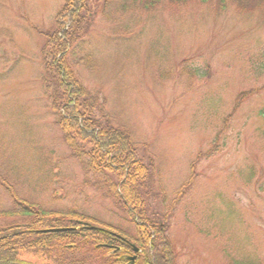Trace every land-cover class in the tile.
<instances>
[{"label":"rangeland","instance_id":"rangeland-1","mask_svg":"<svg viewBox=\"0 0 264 264\" xmlns=\"http://www.w3.org/2000/svg\"><path fill=\"white\" fill-rule=\"evenodd\" d=\"M158 1L97 16L82 52L94 68L78 79L152 163L148 213L169 216L175 264H264V2ZM62 5L0 0V178L34 208L76 210L133 236L84 184L40 81ZM18 210L0 186V213L15 211L0 227L26 225Z\"/></svg>","mask_w":264,"mask_h":264},{"label":"trees","instance_id":"trees-1","mask_svg":"<svg viewBox=\"0 0 264 264\" xmlns=\"http://www.w3.org/2000/svg\"><path fill=\"white\" fill-rule=\"evenodd\" d=\"M187 1L169 0L173 6ZM243 1L246 0H240ZM158 2L64 0L55 29L45 36L47 42L41 48L43 74L40 81L68 153L84 174V184L121 211L133 225V236L80 215L76 210L45 212L34 208L16 198L0 178V186L14 206L30 217L26 225L0 227V264H125L126 260L116 248L119 246L121 252L126 248L117 245L110 233L127 239L142 250L136 264H175L172 246L166 236L169 216L148 213L146 201L153 175L152 163L141 155L139 144L129 130L110 117L98 93L86 89L78 79L79 67L94 68L90 54L83 57L82 52L84 39L97 16L106 21L113 20L112 3L119 4L120 11L129 14L138 7L141 11L148 10ZM11 213H0V217ZM53 230L59 231L50 232Z\"/></svg>","mask_w":264,"mask_h":264},{"label":"flooded vegetation","instance_id":"flooded-vegetation-1","mask_svg":"<svg viewBox=\"0 0 264 264\" xmlns=\"http://www.w3.org/2000/svg\"><path fill=\"white\" fill-rule=\"evenodd\" d=\"M109 236L114 237V239L117 242V245L119 244L120 246L126 248L123 252H121V248L119 246L118 248H116L120 250L121 255L126 260L125 264H136L138 261V257L141 256L142 254V250L137 246H135L134 244H132L131 242H129L127 239L115 235L114 233L110 234ZM134 248L137 249V252L135 251Z\"/></svg>","mask_w":264,"mask_h":264},{"label":"water","instance_id":"water-1","mask_svg":"<svg viewBox=\"0 0 264 264\" xmlns=\"http://www.w3.org/2000/svg\"><path fill=\"white\" fill-rule=\"evenodd\" d=\"M50 232H55V231H50ZM57 232V231H56ZM135 251L137 252V249H135Z\"/></svg>","mask_w":264,"mask_h":264}]
</instances>
